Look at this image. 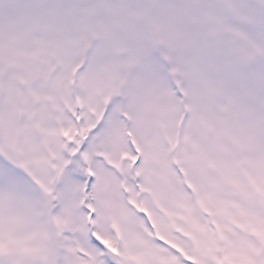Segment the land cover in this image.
<instances>
[{
	"label": "snow or ice",
	"instance_id": "1",
	"mask_svg": "<svg viewBox=\"0 0 264 264\" xmlns=\"http://www.w3.org/2000/svg\"><path fill=\"white\" fill-rule=\"evenodd\" d=\"M0 264H264V0H0Z\"/></svg>",
	"mask_w": 264,
	"mask_h": 264
}]
</instances>
